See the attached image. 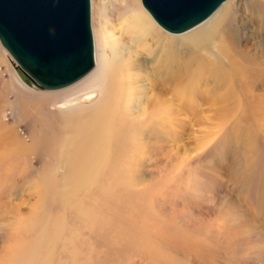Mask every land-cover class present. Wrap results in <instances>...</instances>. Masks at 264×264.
<instances>
[{
    "label": "rangeland",
    "instance_id": "374dc122",
    "mask_svg": "<svg viewBox=\"0 0 264 264\" xmlns=\"http://www.w3.org/2000/svg\"><path fill=\"white\" fill-rule=\"evenodd\" d=\"M102 1L90 0L96 58L99 47L108 49V35L117 36L121 15L109 8L99 16ZM246 2L237 15L253 17L256 33L264 19L250 15ZM247 31L231 26L227 47L239 54L195 81L189 102L175 99L157 135L160 147L149 131L141 135L137 163L117 166L131 180L103 177L78 196L71 188H51L44 200L40 182L20 181L21 170L34 177L61 162V153L69 151L66 137L75 146L88 114L81 108L60 118L67 109L56 107L58 92L21 86L0 46V82L15 90L1 96L0 113L23 145H31L30 135L38 144L32 154L0 148V264H30L32 254L23 253L21 242L38 255L36 264H264V110L242 100L249 87L234 86L245 71L264 81V42L247 40ZM212 46L203 53H215ZM97 74L92 80L99 88ZM35 124L37 135L31 133ZM47 180L53 187L52 175Z\"/></svg>",
    "mask_w": 264,
    "mask_h": 264
},
{
    "label": "bare ground",
    "instance_id": "6f19581e",
    "mask_svg": "<svg viewBox=\"0 0 264 264\" xmlns=\"http://www.w3.org/2000/svg\"><path fill=\"white\" fill-rule=\"evenodd\" d=\"M241 1L224 0L211 14L196 25L182 32L172 33L158 25L142 6L140 0H103L99 4V16L106 15L109 8L119 10L121 15L118 18L117 36L108 35L107 39L110 43L108 49L105 51V47H99L100 50L98 49L96 58L91 27V2L89 0L93 66L74 82L57 89L38 90L23 84L14 71L12 58L1 47L21 86L36 93L58 92L55 94L58 101L56 107L58 110H61L60 108L67 109L62 111V115L57 112L60 118L77 114L78 111H71L74 109L84 108L82 110L88 114V119L82 125L83 128L84 125L87 127L80 133V138L76 140L75 146L73 140L69 138L70 136L66 137L68 140L65 138L69 151H65V149L61 153V162H59L60 160L54 162L55 166L50 170L37 172L34 177H28L25 170H21L20 181L36 178L42 185H39L41 188L37 189L41 194L39 197L41 196L40 198L44 200L51 188L54 191L58 190L60 186L71 188L75 191L72 193L69 189L71 195L78 196V193L91 191L97 180L103 177L122 181L125 178L130 179L132 176H129V172L127 173L123 167L124 170L119 169L121 166L119 168L117 166L127 165L130 167L137 163L140 154L137 153L143 147L141 135L143 136L149 131L150 137L156 141L154 147H160L162 139H159L157 135L164 129L163 120L172 113L171 107L175 99H180L182 103L183 101L189 102L188 98L196 96L194 84L197 81L202 80L205 75L214 70H219L221 60L230 62L233 57L239 54L232 50L234 47L232 49L227 47V44L230 43L226 35L227 30L231 26L239 29L241 24L243 29L248 30L244 35L247 40L258 38L264 42V26L257 24L255 33L253 32L254 22L250 20L253 17L246 20L242 19L239 14L237 15ZM246 1L245 10L250 15H255L258 21L264 19V0ZM100 27L105 32L104 25L101 24ZM213 43L215 53H203L207 52L209 48H213ZM239 47L238 45V49ZM213 54L219 60L212 59ZM95 74L97 77L101 75V87L99 88L93 84V82L99 83L97 82L99 80H92ZM242 77L234 82L236 89L241 88L242 84L250 88L243 94L242 100L253 110H264V81L256 78L252 71L248 73L245 71ZM252 85H258L260 89L257 87V90H254L251 88ZM14 91L12 83L0 82V101L1 96H5L6 92ZM95 92L99 93L97 98ZM75 103H80V105ZM37 125H33L31 130L34 135L38 133ZM29 138H33L31 145H23V142L17 138L16 131L5 122L4 114L0 113V148L3 146L23 151L25 154H32L38 144L33 145L34 142L36 143V138L31 135ZM40 141L42 142V140ZM51 159L55 160L53 157ZM101 173L102 176H100ZM48 175L53 177V187L48 186ZM19 245V248L24 251L23 253L29 250L32 254L29 259L30 264H36L39 257L35 251L29 249L26 242H21Z\"/></svg>",
    "mask_w": 264,
    "mask_h": 264
},
{
    "label": "water",
    "instance_id": "95a60500",
    "mask_svg": "<svg viewBox=\"0 0 264 264\" xmlns=\"http://www.w3.org/2000/svg\"><path fill=\"white\" fill-rule=\"evenodd\" d=\"M224 0H140L168 32H182ZM0 45L20 81L38 90L66 86L93 66L89 0H0Z\"/></svg>",
    "mask_w": 264,
    "mask_h": 264
}]
</instances>
